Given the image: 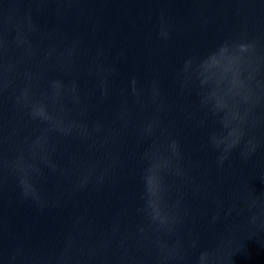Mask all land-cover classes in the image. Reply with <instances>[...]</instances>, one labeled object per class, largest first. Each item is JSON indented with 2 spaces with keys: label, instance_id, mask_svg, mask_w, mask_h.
Wrapping results in <instances>:
<instances>
[{
  "label": "water",
  "instance_id": "water-1",
  "mask_svg": "<svg viewBox=\"0 0 264 264\" xmlns=\"http://www.w3.org/2000/svg\"><path fill=\"white\" fill-rule=\"evenodd\" d=\"M0 264H264V0H0Z\"/></svg>",
  "mask_w": 264,
  "mask_h": 264
}]
</instances>
